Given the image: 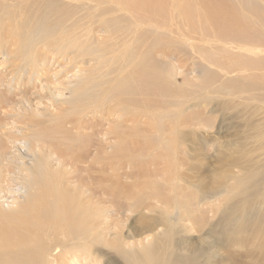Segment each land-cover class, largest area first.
Masks as SVG:
<instances>
[{
  "label": "rangeland",
  "instance_id": "1",
  "mask_svg": "<svg viewBox=\"0 0 264 264\" xmlns=\"http://www.w3.org/2000/svg\"><path fill=\"white\" fill-rule=\"evenodd\" d=\"M102 1L18 0L17 6L9 7L10 13L0 25V79L5 74L7 81L0 84V123L3 125L5 119L15 129L40 122L46 146L53 147L48 150V165L78 170L80 183H86L105 202L104 189L113 195L115 203H132L141 197L144 210L129 211L130 216L124 217V233L139 229L142 220L150 222L158 214L149 211L146 204L159 202L161 214L170 207L154 233L138 231L148 233L149 240L156 233L163 237L167 232L161 242L165 249L160 250L163 260L159 264H264V90L234 99L214 91L229 79H236L234 86L242 84L243 79L264 82V74L250 70L246 74L251 76L239 79L237 71L219 72L204 78L207 62H213L209 69L216 71L219 60L211 57L217 54V47L201 40L208 38V25L216 30L231 27L232 33L264 31V0H122L127 11L116 4L111 6L110 0ZM51 2L56 5L49 11ZM0 9L2 14L3 7ZM105 18H120L114 25L122 30L105 32L100 24ZM42 20L54 23L57 29L51 35L43 34L37 44L35 29ZM158 35L162 42L156 47L151 39ZM25 36L33 37L26 51L22 46ZM65 36H71L76 44L60 52L55 45ZM92 36L106 40L98 55L74 51L87 46ZM34 52L38 54L33 57ZM39 52H48L53 58L44 66L46 70L51 67L53 78H45ZM229 52L239 50L230 48ZM162 53H171V57ZM145 54L158 57L161 69L167 72V77L160 80L165 83V91H137L131 103L129 95L119 89L133 80ZM79 67L86 70L81 76L90 80L91 94L83 92L84 107L70 103L78 80L73 75ZM234 67L228 68L233 71L237 69ZM140 84L145 86L132 83ZM13 106L25 109V114L16 116ZM117 122L119 127L114 125L116 130L106 136L109 126ZM14 148L13 154L19 152ZM98 148L104 149L99 156ZM20 149L26 150L21 145ZM231 159L235 161L233 168L227 166ZM12 165L17 174L18 167ZM216 168L217 173L211 174ZM7 174L5 178L10 177ZM11 177L14 187L22 179ZM4 183L0 205L8 215L19 210L14 211L18 207L13 202L15 195L23 204L33 201L30 189L13 193ZM188 203L197 204L194 212L186 208ZM251 211H257L253 218L247 214ZM246 218L250 222L246 223ZM102 260L94 263L104 264L107 259Z\"/></svg>",
  "mask_w": 264,
  "mask_h": 264
},
{
  "label": "bare ground",
  "instance_id": "2",
  "mask_svg": "<svg viewBox=\"0 0 264 264\" xmlns=\"http://www.w3.org/2000/svg\"><path fill=\"white\" fill-rule=\"evenodd\" d=\"M0 1H2L0 6L3 7V13L0 14L1 25L3 20L7 18L10 13L9 7L17 6L16 2L18 0ZM99 1L104 2L102 0ZM110 3H113L111 6L116 4L121 11L129 10V8L123 6L122 0H110ZM54 5H56V3H50V7H48L49 11L53 10L52 8ZM96 8L101 10L99 5H96ZM11 13L14 14L12 9ZM118 21H120V18H105L101 20L100 24L101 26L104 25L105 32H109L108 30L111 29V32L114 33L115 31L122 30L120 27H118L117 30L115 28L114 23ZM41 23L42 25H38L35 29L36 32H38L37 44L43 34L51 35L52 31L57 29V26L54 23L47 21L44 23V20H42ZM218 25L222 24L218 23ZM21 26L24 30V25L22 23ZM133 27H136L134 28L136 30L138 29L137 25H134ZM232 29L233 28L231 27L222 29V26H220L219 29L216 30L215 27L211 28L208 25V38H202L201 40L217 47V51L215 52L219 55L212 54L211 57L218 58L219 70L215 71L209 69L211 68L209 66L213 62L208 61L205 68L206 72L204 78L207 76L215 77L219 72H221L222 75V73L227 74L237 71L239 76L236 77L239 79L243 77L246 79L247 76H251V74H246V72L250 70H260L263 71L262 75L264 74V31H260V33H243V31L233 30L234 33H232ZM146 38L147 37H144V39ZM160 38L161 36L159 35L157 37L155 36V38L151 39L152 44L157 47V45L162 42ZM32 40L33 37L27 38V36H25L23 38L22 46L25 51L28 50L30 45L32 46ZM105 41L106 40H101L99 36H92L86 41L87 46L74 51L81 55L82 52L98 55L99 52L103 50V43H105ZM95 43L98 45H94ZM75 44L76 42H74L71 36H65L61 43L55 45V48L60 52H64L69 48H72ZM230 48L234 52L239 50V53L231 54V52H229ZM36 51L38 52L39 50L36 49ZM39 53L43 57L40 59V62L36 59L35 64L38 65L39 62L43 65V74L45 75V78L46 75H48V78L51 76L53 78V75H50L51 67L48 65L49 69L47 70L46 67H44L47 63L50 64L53 58L48 57V52ZM159 53H161V51ZM37 54L38 53L34 52L33 57ZM170 54L162 53V55H168V57H171ZM208 56L210 57V54ZM127 58H130V56H127ZM222 59H226V61L223 63L221 62ZM157 60L158 57L145 54L139 64V69H137L132 77L133 80H127L126 83L122 84L119 91L124 92L125 95H129L131 103L136 99L134 96L137 95V91L140 92L144 89L149 92L157 90L165 91V83L160 82V80L161 78L167 77V72L161 69V66L163 67V65L160 66ZM128 61H130V59H128ZM3 62H5V60ZM231 65L236 66L234 68L237 69L231 71V69L228 68ZM40 70L42 71V68ZM85 72V69L79 67L77 73L73 75L74 79H78L74 84V95L70 100V103L73 106L79 105V107H84L85 104L83 101L85 98L83 92L87 95L91 94L88 88L90 80L87 79V77L81 76ZM4 75L5 74H3V77L0 79V84L6 81ZM54 77H56V75ZM38 78L39 77H37V79ZM250 80L245 81L243 79L242 84L234 86V83L237 82L236 79H229L228 81H224L219 88L214 91L215 93H222L228 95L231 99H234L236 96L244 97L242 96L243 93H248L250 96L257 90H264V82H250ZM16 81L18 83V80ZM132 83H143L145 86L143 87L141 84L139 86H134ZM83 84L84 86L81 88ZM59 93L61 94V92ZM261 96H264V94ZM15 108V106L12 107L13 113H18L16 116H20L21 113L25 112V109L17 110ZM42 115L43 114H41V116ZM9 117L10 116H8V118ZM23 118L25 119V117ZM36 121H33L34 123H26V128L24 126V128L17 127L15 129L10 128L11 126L8 125L9 122L5 121V119H3V125L0 123V132L4 134V136L0 134V190L3 186L2 182L4 183L6 181L7 186L9 184L11 187V189H7H10L13 193L27 188L30 189L33 194V201L29 203L27 202V204H23L24 202L18 199L16 195L13 197V202H17L18 206L14 211L19 209L16 214L8 215L0 205V264H76L77 262H80L81 264H95L94 262L96 260H98L99 263H103L102 259L104 258L107 259L104 264H159V262L163 260L160 250L165 249L164 246H161V242L165 240L167 232L163 237H161V234L156 233L155 236L152 237L153 240H149L148 233L143 235L141 234V231L140 234L138 231L146 229L148 232L154 233L161 225V221L165 219L170 207H168V209L164 208L167 211H164L161 214L160 207H157L159 202L146 204V206H148L146 208H148L149 211L158 214L154 215L152 219H150V222L145 221L146 218L142 220L141 225L138 227L139 229L134 228L135 231L131 230L129 233L126 230L124 233V228H126L124 217L130 216L128 215L130 212L144 210L145 206L142 204V198L138 197L137 200L135 199L136 202L132 203H115V201L112 200L113 195L110 193L108 194V191L102 186V189H104L103 193L107 194L106 202H109V204L106 205L104 199H102L100 195L97 196V193L91 190V187L87 186L86 183H80L81 181L77 178L78 170H73L71 168V171H67L61 164L59 169H53L51 165H48V161H51L49 157L50 154L48 153L53 150V147L46 146L45 134L39 129L41 123L37 121L36 124ZM11 124L16 126L15 121H12ZM113 126L118 128V122L109 126L106 130V136L111 135V133L116 130ZM108 139L109 138H106V140ZM20 145L26 149L25 152L21 151ZM13 147H17V151L19 152L13 154L11 152ZM112 148L115 150L119 149L115 147ZM101 149H97V156H99L100 152L104 151V149ZM239 149L241 150L240 146ZM115 150H113L112 153H116L117 151ZM105 153H107V151ZM219 157H224L223 153H219ZM29 160H32V162ZM69 160L74 162L71 157ZM12 163L18 167L17 170L19 172L17 174H15V169H12ZM227 164V166H230L229 168H233V165H235L234 159H231ZM63 165L71 167L67 162H64ZM10 168L11 173L14 174L10 173ZM217 171V168L213 169L211 174L214 175ZM6 174L7 176L10 175V177L5 178ZM64 174H66V176H64ZM11 175L20 176L19 178H22L19 184L15 187ZM121 175L124 176V173ZM261 178H264V176ZM212 188V192H215L214 187ZM206 195L207 194H205V196ZM205 196L203 195L202 198H205ZM130 198L132 197H129V199ZM149 200L151 201V199ZM194 202L196 201H193L192 203ZM195 204H190L186 208L191 207L190 212L192 213L195 211ZM257 210L259 209L257 208ZM185 213L188 212L185 211ZM160 214L161 216H159ZM247 214L250 216L252 215L253 218L257 214V211H251ZM116 215L119 216L116 217ZM177 215H179L178 211ZM245 222H250V218H246ZM190 223L191 226H193L192 220ZM209 234L211 235V233H208V235ZM96 244H102L106 247L103 249ZM50 255L51 257L49 260L48 257ZM170 257L171 256H169L168 259H170ZM82 260H84V262Z\"/></svg>",
  "mask_w": 264,
  "mask_h": 264
}]
</instances>
